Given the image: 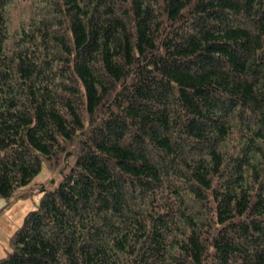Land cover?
<instances>
[{
	"label": "trees",
	"instance_id": "trees-1",
	"mask_svg": "<svg viewBox=\"0 0 264 264\" xmlns=\"http://www.w3.org/2000/svg\"><path fill=\"white\" fill-rule=\"evenodd\" d=\"M17 1L0 214L61 177L0 264H264V0Z\"/></svg>",
	"mask_w": 264,
	"mask_h": 264
},
{
	"label": "rangeland",
	"instance_id": "rangeland-1",
	"mask_svg": "<svg viewBox=\"0 0 264 264\" xmlns=\"http://www.w3.org/2000/svg\"><path fill=\"white\" fill-rule=\"evenodd\" d=\"M37 3V0H19L17 1L13 7L10 9V14L12 16V19H14L15 22L18 20L21 21L23 18L29 13L30 8H32L33 3ZM31 4V5H30ZM32 10V9H31ZM61 177V173L58 171L54 170H48V168L43 165L40 172L36 175V177L33 179L32 183L28 186V191H30L31 195L24 198V199H32L33 201H37L40 193H39V183L43 182L45 185H49L51 183L52 178L54 180H58ZM4 202V199H0V205ZM34 203H32L31 207L33 206ZM4 213V212H3ZM2 213V214H3ZM0 214V215H2ZM17 226V225H16ZM15 226V227H16ZM12 234V232L7 236L8 241L6 242L7 245L5 248L8 247L9 244V237ZM5 253V251H4ZM3 253V254H4Z\"/></svg>",
	"mask_w": 264,
	"mask_h": 264
},
{
	"label": "crops",
	"instance_id": "crops-1",
	"mask_svg": "<svg viewBox=\"0 0 264 264\" xmlns=\"http://www.w3.org/2000/svg\"><path fill=\"white\" fill-rule=\"evenodd\" d=\"M33 203L32 199H18L2 215H0V256L3 255L7 245V236L15 229L24 214Z\"/></svg>",
	"mask_w": 264,
	"mask_h": 264
}]
</instances>
